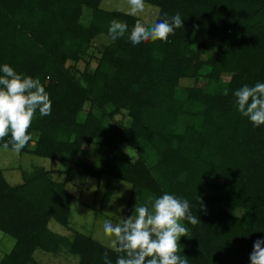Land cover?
<instances>
[{
  "label": "trees",
  "instance_id": "16d2710c",
  "mask_svg": "<svg viewBox=\"0 0 264 264\" xmlns=\"http://www.w3.org/2000/svg\"><path fill=\"white\" fill-rule=\"evenodd\" d=\"M100 2L0 0V66L39 78L52 102L50 115L36 112L34 147L31 139L21 153L69 165L61 181L40 166L15 184L0 168V232L14 241L0 264H40L37 249L76 264H104L107 251L115 264V252L71 227L76 199L66 184L75 173L128 182L124 217L149 197L187 199L201 222L182 221L179 254L189 264H250L254 242L264 240V125L238 112L233 93L264 83V0H144L158 7L154 22L179 12L183 27L167 42L135 46L128 35L136 21L151 24ZM112 19L128 25L115 41ZM101 36L107 43L94 45ZM94 46L95 67L77 70ZM202 51L213 54L200 60ZM189 78L203 85L180 87ZM85 143L98 146V165L79 158ZM50 220L71 235L52 231Z\"/></svg>",
  "mask_w": 264,
  "mask_h": 264
},
{
  "label": "clouds",
  "instance_id": "9594fccd",
  "mask_svg": "<svg viewBox=\"0 0 264 264\" xmlns=\"http://www.w3.org/2000/svg\"><path fill=\"white\" fill-rule=\"evenodd\" d=\"M127 3L128 15L136 16L145 11L144 0H127ZM182 27L179 12L172 16L164 13L162 20L151 25L137 20L128 39L134 46L148 41L167 42L169 35ZM127 32L126 22L110 21L108 35L113 41ZM0 73V141L10 136L2 147L8 150L11 146L18 154L32 139L28 130L36 112L40 116L50 115L52 102L39 78L17 73L8 64L0 66ZM224 95H228V89L224 90ZM233 96L243 117L254 127L264 125V83L244 85L235 90ZM182 221L193 226L201 222L192 214L187 199L164 193L149 197L144 205L136 203L132 215L120 217L115 224L105 220L103 234L109 241L107 247L117 254L115 264H189V259L179 254V240L188 236V228ZM249 259L250 264H264V240L254 242ZM103 260L104 264H112L107 251Z\"/></svg>",
  "mask_w": 264,
  "mask_h": 264
},
{
  "label": "rangeland",
  "instance_id": "374dc122",
  "mask_svg": "<svg viewBox=\"0 0 264 264\" xmlns=\"http://www.w3.org/2000/svg\"><path fill=\"white\" fill-rule=\"evenodd\" d=\"M99 6L104 10H117L123 13H127L129 8L127 0H101ZM158 11L157 6L145 3V11L143 13H138L136 16L140 17L148 24H153ZM107 40L108 39L104 36L97 37L94 40V45H103V43H107ZM211 54H213V52L206 53L202 51L200 53V60L206 59ZM98 56L96 46H94L89 49L84 59L74 64V67L82 71L85 68V64L88 63L89 69H93L96 65ZM67 64L73 66L71 62ZM203 82L202 80L195 82L192 78H189L181 81L180 87H188L192 84L203 85ZM114 117L117 120L124 121L126 119L120 114ZM106 122L107 124H111L112 120L106 119ZM31 136L32 142L28 147L29 149H33L34 147L35 134L33 133ZM97 149L98 146L96 144L85 143L82 146L79 158L84 162L98 165L99 158ZM126 149L129 150L128 148ZM126 154L129 158H132V154L129 151H126ZM40 166L46 170H58V172L52 173V177L59 181L63 180L65 177V174L59 171H65L69 167L67 163L39 157L29 152H20L17 154L11 149L4 150L0 148V168L3 170V174L10 184L19 183L21 181L22 171H30ZM128 187H130V184L123 180L112 179L106 176L95 179L90 176L75 173L72 181L66 184V190L72 193L76 199L71 204V227L91 235L94 239L107 246L109 241L103 234V223L105 220H111L115 224L119 221L120 217H124L130 192V188ZM237 213L242 214V211L237 210ZM48 227L59 234L71 235L70 231L53 220L49 221ZM3 235L4 234L0 232V259L9 251L14 243L10 236ZM183 238L184 236L180 238L179 244ZM33 256L37 263L40 264H76L75 257L65 254L64 252L52 254L37 249Z\"/></svg>",
  "mask_w": 264,
  "mask_h": 264
}]
</instances>
